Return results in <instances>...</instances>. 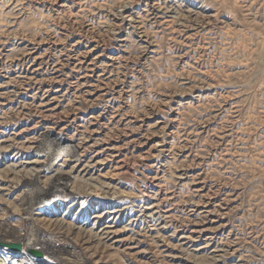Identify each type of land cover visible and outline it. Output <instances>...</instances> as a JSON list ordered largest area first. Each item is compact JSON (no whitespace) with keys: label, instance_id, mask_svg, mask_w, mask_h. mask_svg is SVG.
Returning <instances> with one entry per match:
<instances>
[{"label":"rangeland","instance_id":"374dc122","mask_svg":"<svg viewBox=\"0 0 264 264\" xmlns=\"http://www.w3.org/2000/svg\"><path fill=\"white\" fill-rule=\"evenodd\" d=\"M2 231L61 257L0 264H264V0H0Z\"/></svg>","mask_w":264,"mask_h":264},{"label":"bare ground","instance_id":"6f19581e","mask_svg":"<svg viewBox=\"0 0 264 264\" xmlns=\"http://www.w3.org/2000/svg\"><path fill=\"white\" fill-rule=\"evenodd\" d=\"M74 156V155H73ZM49 157V156H48ZM47 169V168H46ZM50 169V168H49ZM45 170V169H44ZM37 175V174H36ZM52 185L50 186L51 188L49 189V190H46V192L44 193V195L43 196H39V197H37L36 199H34V197H32V199H34V205H37V204H40L42 201V199H45L46 198V200L50 197L51 198V196H60V195H66V194H68L69 193V190L67 191V189H66V182H65V180H64V177H63V175L61 174V173H59L55 178H54V180H53V182L51 183ZM32 185V184H31ZM50 192H52V193H50ZM58 192V193H57ZM37 193V192H36ZM73 193V192H72ZM36 195V194H35ZM70 195V194H69ZM29 199V198H28ZM59 200H61L60 198H59ZM25 202V201H24ZM27 202H28V200H27ZM26 202V203H27ZM29 210V209H28ZM27 213H25L26 215H31V211H26ZM31 220V219H30ZM31 222V221H30ZM16 231V230H15ZM26 233V232H25ZM11 234V233H10ZM10 235H7V234H5V232H0V253H2L3 255L1 256V260L2 259H4L5 258V254H8L9 255V253L11 254V257H18V259H28V258H26L27 256H28V254H29V250L30 249H32V250H34V251H41V252H43V254H47L46 256H47V258L48 257H50V258H53V259H55V258H59V257H61L60 255H57V253H56V246H54V245H52V244H50V242H48V241H46V240H44V239H42L41 241H39L40 243L39 244H37L36 242H35V240L34 241H32L29 237H27V238H24V236L23 235H21V234H17V233H13V234H11V236H14V238L13 237H11V238H13V239H7V237H9ZM28 236H30V235H28ZM46 239V238H45ZM9 240H11V241H9ZM12 242V243H11ZM13 244H15V245H18V246H21L22 248L21 249H18V250H13V248H11V245H13ZM37 245V246H36ZM59 250V249H58ZM62 251H63V249H62ZM61 253V252H60ZM62 254V253H61ZM31 258V257H30ZM33 259V258H32ZM70 259V258H69ZM30 260V259H29ZM42 260H44V261H42V262H40V264L42 263V264H45V261H46V259L44 258V259H42ZM55 260H58V259H55ZM60 260H61V258H60ZM59 260V261H60ZM63 260V259H62ZM67 263H74V264H76V263H78L77 261H75V260H71L70 259V261H68ZM2 264V263H1ZM46 264H48L47 262H46ZM66 264V263H65Z\"/></svg>","mask_w":264,"mask_h":264},{"label":"water","instance_id":"95a60500","mask_svg":"<svg viewBox=\"0 0 264 264\" xmlns=\"http://www.w3.org/2000/svg\"><path fill=\"white\" fill-rule=\"evenodd\" d=\"M11 248H13L14 250H18V249H20L21 247L18 246V245L13 244V245H11ZM30 252L33 253L34 255L38 256V257L40 256V253L37 252V251L30 250Z\"/></svg>","mask_w":264,"mask_h":264}]
</instances>
